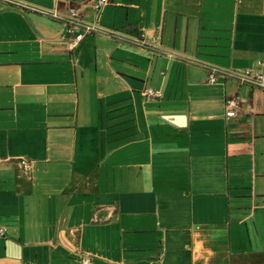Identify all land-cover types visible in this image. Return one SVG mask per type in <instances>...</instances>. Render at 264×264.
<instances>
[{
  "label": "crops",
  "instance_id": "crops-1",
  "mask_svg": "<svg viewBox=\"0 0 264 264\" xmlns=\"http://www.w3.org/2000/svg\"><path fill=\"white\" fill-rule=\"evenodd\" d=\"M95 1L0 0V264H264V0Z\"/></svg>",
  "mask_w": 264,
  "mask_h": 264
},
{
  "label": "built area",
  "instance_id": "built-area-1",
  "mask_svg": "<svg viewBox=\"0 0 264 264\" xmlns=\"http://www.w3.org/2000/svg\"><path fill=\"white\" fill-rule=\"evenodd\" d=\"M108 0H96L93 4V8L95 11H99L102 6L107 3ZM80 8L75 7H69L67 11L64 13H60L57 11L50 12L55 18H58L61 20V23L64 27V32L70 35V38L67 40V48L71 51L75 50L79 44L84 40L85 36L87 34H90L97 30L99 26L95 24L94 22H87L82 18ZM258 66L264 67V60L258 61ZM252 73L257 76L260 80V86L264 88V71L259 72H252L250 70H247L245 74H243L241 77L243 80H245L249 75H252ZM216 69L213 68L209 72V81L215 82L216 81ZM146 92L150 96H161V93L159 91H153L152 89H146ZM238 105V98L236 99H230L227 103V110L226 115L227 117L233 116L235 113V107ZM21 166L24 168V170L27 173H30L32 170V162L28 159H20L19 160ZM6 230L3 227H0V235H4ZM79 264H91V259L89 256L82 255L79 259Z\"/></svg>",
  "mask_w": 264,
  "mask_h": 264
}]
</instances>
